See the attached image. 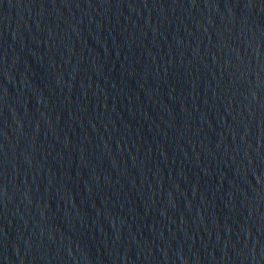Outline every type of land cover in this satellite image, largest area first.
<instances>
[{"label":"water","instance_id":"95a60500","mask_svg":"<svg viewBox=\"0 0 264 264\" xmlns=\"http://www.w3.org/2000/svg\"><path fill=\"white\" fill-rule=\"evenodd\" d=\"M0 264H264V0H0Z\"/></svg>","mask_w":264,"mask_h":264}]
</instances>
